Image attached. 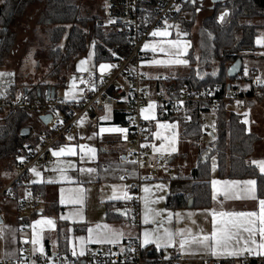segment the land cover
<instances>
[{"label": "crops", "instance_id": "obj_1", "mask_svg": "<svg viewBox=\"0 0 264 264\" xmlns=\"http://www.w3.org/2000/svg\"><path fill=\"white\" fill-rule=\"evenodd\" d=\"M173 22H177V18ZM182 22L184 21L182 20ZM183 28L185 30L184 25ZM166 31L169 33L167 37L157 36L145 43L149 45L148 48L144 47L148 52L149 57L143 62L142 69L151 79H155L157 76H165L170 79L171 83L175 84L173 79L184 76L178 74V72L181 70V67L187 65L156 63L155 61H167L177 58L174 56L170 57L166 55L165 52H160L158 50L163 41H180L184 44L185 40L175 39V32L172 27H169ZM93 38L94 43L91 53L89 52L90 56L83 58L88 53L89 50H87V53L82 58L75 61L73 68L71 69L73 70V73H75V77L77 74L79 76L82 72H92L100 78H105L112 73L113 67L105 69L103 72L100 70V65H110L109 62H102L100 64L96 63L94 33ZM186 39L189 41L190 38ZM190 45V47H187L186 52L181 50L182 54L179 56V59H187L188 65L190 64L188 54L190 48L194 45L193 39L192 44ZM153 48H156L157 50L153 51ZM245 58L250 62L248 69H256L259 76L264 79V48L258 46V49L254 52H247ZM81 60L86 61L84 67L87 71L78 70ZM75 65L76 70L74 69ZM67 81L69 82V87L62 83L61 86L64 88V92L62 95H59L57 88L56 95L67 100L79 99L80 94L77 88L78 84L71 86L70 80L65 76L63 82ZM160 85L161 87H165V84ZM150 86L152 96L153 94L156 95V91L160 86L154 81H152ZM263 103L264 100H260L250 102L246 106V109L248 107H257L256 119L260 120L259 122H251V128L247 126L249 131L260 136V139L255 146V153L258 144L261 145L263 143V136L258 133L262 128L264 129ZM124 108L123 103H117L114 108H107V110L101 113L96 120H92L83 115L78 120L77 124L79 134L71 137H63L51 148V153L54 149V151H59V149L62 148V145L67 143L68 146L75 149L76 154L70 155V157L59 156L55 158L53 156L49 164L42 166L38 165L35 166L36 168L33 167L30 169L26 184L31 186L36 192H40L43 196L41 207L31 223L21 220L17 215L18 202L25 193V186L17 187L12 191V195H3L0 198V248L3 247L4 249L3 255L0 253V262H3V256L5 260L20 256L23 252V240L25 239L30 241L35 252H41L40 247L42 246L43 254L47 255L49 258H53L57 254H73L74 252L75 255L81 256L80 253L83 252L84 254L89 245L102 251H105L108 248H112L116 251H124L127 242L131 238H138L145 249L148 250H162L164 252H169L170 249H176L181 251L184 259L180 264H225L232 260L236 261L237 264H244L243 260L247 253L240 257H232L228 255L217 256L213 255L208 249L195 243L186 246L184 250H181L179 248V241L182 237L178 233L180 230H183L184 237L189 239L193 236L200 237L203 235H211L214 231L211 210H215L217 213H256V217H253V219L256 220V227H259L258 217L261 210L259 202L264 200V198L258 196L257 182L255 185L254 197L247 191V185L240 183L229 186L227 196H225L224 191H217L215 193V199H213L214 193L211 184L212 203L210 206L199 207L194 206V204L192 206L188 204V206L171 208L166 206L167 197L169 195L190 194L193 189L194 181L190 179H172L170 176L171 173L161 172L157 177L141 182L140 220L138 222L133 220L132 209L128 202L129 199L124 198L125 193H127L126 189L129 182L126 183L120 179L127 167L136 169V165L133 163L123 164L119 161L120 155L126 152L128 142L124 137H120L119 133L106 132L103 135L98 134L101 127L124 128V126L116 120L115 116L116 109L124 110ZM105 116H108L109 118L107 120L103 119ZM83 117H85L86 121L84 125L85 127L82 129L80 122ZM40 123L42 124L41 121ZM160 123L172 124L174 122L169 120H156V133L162 131L157 127ZM94 125L97 126V131L95 133L93 132ZM177 127L180 129L178 125ZM163 134L172 135V130L169 129L164 131ZM175 134L177 136V142H179L178 136H180V132H178L177 129L175 130ZM86 137L93 138V145L90 149L96 150L95 156H92L88 151L89 148H87ZM161 143H164L162 139H156L154 145L159 147ZM81 145L84 146L83 150L80 148ZM177 152L178 149L174 153L165 152L163 154L153 151V156L161 159L160 156L162 155L171 154L173 157ZM170 160L171 159H169L168 162L171 167L172 162ZM215 161V167H213L214 164L212 160L211 182L213 180L240 182L255 180L250 178H221L218 172L217 159ZM253 161H264V153L253 157L252 162ZM255 165H257L260 170L259 165ZM89 168L95 169V171L91 173L81 171V169ZM32 169H35V171H32ZM37 173H39V175H37ZM16 174L17 172H14L12 177H9L6 180V183L0 184V190L8 185ZM131 179L134 181L138 180V174L132 172ZM48 181L54 182L49 183ZM145 187L149 189L148 193L144 192ZM217 188H222V185H217ZM61 189L64 190L63 203H61ZM145 196H147L150 201L149 207L156 212L161 213L159 216L150 217L147 224L144 223ZM70 197L72 199H78L81 202H69ZM152 201H155V203H151ZM109 204H112V210L115 214L112 218L108 217ZM3 213L6 214V218L3 216ZM169 213H179L180 216H173L171 222H168L167 216ZM11 215H13L15 219L9 221V216ZM48 219L53 221L54 227L46 223L43 225L35 224L38 220L44 221ZM153 220L155 222H153ZM97 226L100 227L98 228ZM104 226H107V228ZM22 227H26V231H21ZM165 228L171 232L177 233L175 237V247H160L158 249L155 243L148 245L143 244L144 233L146 231L153 234V238H155L156 236L162 235ZM89 229H92L91 233L89 232ZM106 231L122 233V236L115 243H96L95 240L97 233ZM37 236H39L40 242L38 244H33L32 241L37 239ZM247 238V233H242L241 243L243 242V239ZM255 239L257 243L260 242L259 233H257ZM251 256L256 258L259 262L258 264H264V256Z\"/></svg>", "mask_w": 264, "mask_h": 264}, {"label": "built area", "instance_id": "obj_2", "mask_svg": "<svg viewBox=\"0 0 264 264\" xmlns=\"http://www.w3.org/2000/svg\"><path fill=\"white\" fill-rule=\"evenodd\" d=\"M203 1L108 0L107 25L114 33L125 39V42L115 49L117 63L109 76L100 78L95 73L82 72L79 75L77 86L80 94L77 100H67L57 95L50 100H32L26 92L18 95L14 93L13 97L0 99V108L14 107L28 113L36 112L39 120L40 115L47 113L53 115L48 124L40 120L47 128L40 144L24 156L23 161L18 164L15 177L0 191L1 198L3 195H12L15 188L25 186V193L19 200L17 208V215L21 220L31 223L43 202L42 194L26 184L28 172L36 165L42 166L50 163L51 148L61 138L79 134L77 124L83 115L96 120L107 108H114L117 103H123L125 119L122 125L128 129L126 139L128 146L126 152L120 155L119 161L123 164L137 161L136 169L126 168L122 174L124 177L122 180L129 182L126 191L131 199L128 202L132 209V218L138 222L140 220L141 182L157 177L161 172L172 173L169 162L153 156L151 145L157 139L155 136L156 120H144L141 113V110L152 101L150 86L152 81L160 86L154 97L158 102V119L172 121L179 127L181 123L191 121V111L195 104L202 108L217 110L225 102L235 110L243 112L250 102L264 100V84L256 83V78L261 77L254 68L248 69L247 75L242 69L229 85L228 94L224 96L218 95V89L213 87L200 90H191L188 87L178 89L176 84L171 83L167 77L157 76L151 79L144 73L142 64L149 57L144 45L148 40L157 37L152 33L168 30V22L174 21L181 10L187 6L201 5ZM223 13L227 15L221 21L219 17ZM223 13L218 16L220 23L225 22L229 11ZM120 79H123L125 83L118 85L117 81ZM63 83L69 87L68 81ZM160 84H165V87H161ZM216 129L217 122L212 126L203 124L206 134ZM142 145H148V147H142ZM132 172L138 174V180L131 179ZM21 231H26V227H22ZM156 251L157 254L151 256L150 253L153 250L145 249L138 238H131L124 251H116L112 248L102 251L89 245L81 256L70 253L57 254L49 258L41 252H35L30 241L25 239L22 254L0 262V264H180L184 259L183 253L176 249H170L169 252ZM255 259L247 254L243 262L251 264ZM225 264H237V262L232 260Z\"/></svg>", "mask_w": 264, "mask_h": 264}, {"label": "trees", "instance_id": "obj_3", "mask_svg": "<svg viewBox=\"0 0 264 264\" xmlns=\"http://www.w3.org/2000/svg\"><path fill=\"white\" fill-rule=\"evenodd\" d=\"M81 1L2 0L0 2V67L15 44V33L8 27L14 24L17 17L35 7L36 12H39L36 24L50 34L49 52L40 49L35 55L38 59L37 70L44 75L42 79L38 78L26 84L14 83L7 88L6 94L0 99L13 97L15 87L19 85L22 86L21 92H26L32 100L45 101L47 86L60 87L65 79V70H71L75 61L87 53L90 25H93L95 36L96 63L117 61L115 49L125 42L124 37L107 27L103 16L83 14ZM188 7L196 6L185 8ZM211 9L212 14L207 16L198 28L197 38L191 34L193 22H183L185 38H192L194 45L188 54L190 63L188 74L173 80L178 89L188 87L191 90H200L213 87L218 89V95L224 96L228 94L229 85L234 81V78L229 77L227 73L229 66L238 59L243 61L247 52L258 49L256 37L264 24L255 23V20H264V0L213 2ZM103 10L105 15V8ZM227 10L229 11L227 19L224 23H220L218 16ZM179 16L180 13L176 18L178 19ZM42 66L45 69L41 71ZM39 92L41 96L38 95ZM193 107L191 121L180 124V139L199 143L204 134L203 114L211 109L202 108L198 104ZM7 109H9L8 115L0 119V162L13 160L17 164L18 157L29 154L31 149L37 147L39 141L36 139L28 142L31 134L27 137L21 136V130L25 127H29L32 133V127L28 126L32 114L14 107ZM115 116L119 123H124L123 109H116ZM243 121L242 112H238L225 102L220 105L217 109V129L211 134L212 142L207 146H199L197 163L192 172L178 177V179L194 181L192 192L187 195H169L166 201L167 207L188 206L190 199L194 200V206L211 205L213 157L217 159L221 178L255 179L258 196L264 198V173L260 172L258 166L252 162L260 136L249 131ZM179 155L176 153L170 161L173 162ZM113 215L115 214L112 204H109L108 217L112 218ZM156 254V250L150 253L151 256ZM258 263L256 259L251 262V264Z\"/></svg>", "mask_w": 264, "mask_h": 264}, {"label": "rangeland", "instance_id": "obj_4", "mask_svg": "<svg viewBox=\"0 0 264 264\" xmlns=\"http://www.w3.org/2000/svg\"><path fill=\"white\" fill-rule=\"evenodd\" d=\"M81 5L83 9V14H87V15L96 14V15L103 16L105 24L107 25L108 0H82ZM212 5H213L212 0H204L201 3V5H196L195 8L188 7V8L181 10L180 16L178 17L177 22H173V21L168 22V27L174 28L175 39H178V40L180 39L183 41L185 40L184 44H186L187 47H190L191 46L190 44H192V38H190L189 41L185 38L184 28H183L184 24L182 20L185 23H188L189 21L193 22L192 27H191V32H192L191 34L193 37L197 38L198 28L202 24V21L207 16L212 14V11H213L211 9ZM103 8H105V12H106L105 15H104ZM35 9L36 8L33 7V9L28 10L24 15L17 17L14 24L12 23L10 27H8L11 32L15 33V36H16L15 44L13 45V48L10 54L7 55V58L5 59L4 64L0 67V73H6V74L12 73L14 75H5V76L0 77V97L1 95H5L7 88L14 83L15 84L17 83L26 84V83H30L31 81H36L38 78L42 79V77L44 76L43 72H39L37 70L38 59H36L35 55L37 54V51H39L40 49L45 50L46 53L49 52L50 34H48L47 31H45L42 27L36 24L39 12H36L37 10ZM255 23L264 24V20H260V19L255 20ZM92 27L93 25H90L88 29V50L89 51L83 58H87L88 56H90L91 50L93 49L94 38H93V33H92ZM258 39L264 41V27L260 28L259 34L256 37V44L264 48V43L262 44L257 43ZM109 63L110 65H113V68H114L117 62L113 61ZM185 65L187 66L181 67V70L178 72V74L180 75L188 74L189 65L188 63ZM249 66H250V62L247 58H245L244 66H243L244 70L245 69L248 70ZM44 69L42 66L41 71ZM74 69L76 70V65ZM64 76H66L70 80L71 86H75L79 83V76L77 74L75 77V73H73V70L71 71L65 70ZM124 83L125 82L123 79H120L117 81L118 85H121ZM21 88L22 86H19V85L15 87V93L17 95L21 93ZM58 92H59V95H62L64 92V88L62 86L58 87ZM154 97H155V94H153V98L150 103L155 105L154 115L156 117L155 120H158V102L154 99ZM262 105H264V103ZM256 110H257V107H248L246 110L242 112L243 119L244 120L247 119L249 121V123L247 124L249 128H251V122L260 121L256 119L257 117ZM8 111L9 109L7 108L5 109L0 108V119H4L8 115ZM29 114H32L31 119L28 123V126L32 127V133L27 141L28 142L35 141L37 139V141L40 142V140L42 139V135L43 133L47 131V128L40 123V120L38 118V113L33 112ZM81 121L82 122H80V125L83 129L85 127L84 126L85 121H86L85 117H83ZM215 122H217V110H210L203 114V123H205L208 126H212ZM176 129L178 132H180V129L178 127H176ZM96 131H97V126L94 125L93 132L95 133ZM258 133H260L263 136V143L261 145L258 144L256 148V153H254V157L264 153V129L262 128V130ZM211 134L212 133H208V134L204 133L199 143L194 142L192 140L180 139V136H178L179 142H177V149H178L177 153L180 155L177 158H175V160L171 163V167L173 168V173H171L170 176L172 179L180 180L178 179L179 176L187 175L192 172L193 168L195 167L197 163L199 146L210 145V143L213 140V136ZM120 137L123 138L124 136L120 134ZM92 139H93L92 137L90 138L88 137L86 139L87 148L89 149L93 145ZM68 147L70 146H68L67 143L62 145V148H65V149ZM54 150L52 151V153L54 152ZM53 156L54 155L52 154V157ZM64 156L70 157V155H64ZM20 157L24 159V156H19L17 164H15L13 160H10V161L3 160L0 162V184L6 183V180L9 177H12L14 172H18L17 166L20 162L23 161L19 159ZM54 157L57 158L58 156H54ZM160 157L165 162H168L169 159L172 158L171 154H165ZM215 160H216V157H213V164L216 163ZM3 216L6 218L5 213H3ZM14 219L15 218L13 215L9 216V221L14 220ZM3 252H4V249L3 247H1L0 248L1 255H3ZM2 259L3 261L5 260L4 256Z\"/></svg>", "mask_w": 264, "mask_h": 264}, {"label": "snow or ice", "instance_id": "obj_5", "mask_svg": "<svg viewBox=\"0 0 264 264\" xmlns=\"http://www.w3.org/2000/svg\"><path fill=\"white\" fill-rule=\"evenodd\" d=\"M2 2V0H0ZM195 2V0H193ZM177 11H179V8H177ZM227 15V13L221 14L219 19L223 21L224 16ZM113 22L114 21H110ZM153 36H161V37H167L169 33L167 31L160 32L155 31L152 33ZM258 44L264 43V41L258 39ZM145 48H148L149 45L145 44ZM156 48H153V51H156ZM158 50L160 52H165L166 55L170 57H177L176 59H170L167 61H155L156 63H175V64H187V60L179 59V56L182 54V51L187 50V45L182 44L180 41H172V40H166L161 43ZM167 50V51H166ZM86 64L85 60L80 61V65L78 70L79 71H87V69L84 67ZM110 67H113V65H106L102 64L100 65V70L103 72L105 69H108ZM5 75H14L12 73H0V77ZM245 75H247V69H245ZM86 83L85 81H82ZM257 84H264V80L257 77L256 78ZM67 95V94H66ZM74 98V97H73ZM182 103V102H181ZM240 103L239 101L237 102ZM107 107V106H106ZM154 104H149L146 108L141 110V113L143 115L144 120H155L156 117L154 115ZM109 117L105 116L103 119L107 120ZM82 122V121H81ZM243 123L248 124L249 121L245 119ZM159 129L162 131H159L155 133V136L157 139H162L164 143H161L159 147H156V145H151L154 152L158 153H174L177 151L176 144H177V136L175 134V130L177 127L176 123L167 124V123H160L157 125ZM171 129L172 135H164L163 132ZM120 133L124 136V139H127V133L128 129L123 127H111V128H104L101 127L99 129V135H103L104 133ZM27 147V146H26ZM142 147H148V145H142ZM81 150H83L84 146H80ZM89 153L92 154V156H95V149H89ZM75 149L72 147L68 148H60L59 151H54V156H64V155H75ZM21 161L23 160L22 157L19 158ZM123 159V158H122ZM131 163L135 164L137 161H131ZM254 164H258L260 167V171L264 173V161H253ZM215 167V164L213 165ZM32 171H35V169H32ZM81 171H87L89 173L94 172L95 169H81ZM39 175V173H37ZM120 179H124V177H120ZM49 183H52L54 181H48ZM243 183L247 185V191L249 194L253 195L255 193V180H248L244 182L240 181H218L213 180L211 182L212 188H213V199H215V193L217 191H224L225 196L228 194V188L231 185H237ZM217 185H222V188L218 189ZM157 187H163V186H157ZM63 189H61V203L64 202V196H63ZM149 189L147 187L144 188V192L148 193ZM119 198V197H117ZM124 198L131 199L130 196H128L127 193H125ZM69 202L73 203H80L78 199H72L69 198ZM145 203V213H144V223L147 224L149 222L150 217H155L161 215V213L156 212L154 209L149 207V199L147 196L144 198ZM151 203H155V201H152ZM260 215L258 217L259 219V227H256V220L253 219V217H256V213H227V212H219L217 213L215 210H211V215L213 217V225H214V231L211 233V235H203L200 237H191L190 239L187 237H184L183 230H180L178 233L182 238L179 241V248L181 250H184L186 246H190L191 244L195 243L198 244L206 249H208L213 255H228L232 257H240L243 256L245 253L251 254V255H257V256H264V200H261L260 202ZM191 215V214H189ZM176 216L179 217V213H169L167 216L168 222H171L172 217ZM66 218V217H62ZM153 222H155L153 220ZM52 225L54 227L53 221L51 219L48 220H38L35 222L36 225H43V224ZM98 228L100 226H97ZM107 228V226H104ZM89 232H92V229H89ZM246 232L248 235L247 239H243V242L241 243V236L242 233ZM259 233L260 236V242L257 243L255 236ZM177 233L171 232L168 229H164L163 234L160 236H156L153 238V234H150L149 232L144 233V245H148L151 243H155L156 247L159 249L160 247H175V237ZM122 236V233L117 232H99L97 233V237L95 242L96 243H115L117 242ZM82 239V238H81ZM40 242L39 236H37V239H34L32 241L33 244H38ZM41 253H43V247H40ZM75 255V252L73 253ZM83 255V252L80 253ZM165 259H168V257H165Z\"/></svg>", "mask_w": 264, "mask_h": 264}, {"label": "water", "instance_id": "obj_6", "mask_svg": "<svg viewBox=\"0 0 264 264\" xmlns=\"http://www.w3.org/2000/svg\"><path fill=\"white\" fill-rule=\"evenodd\" d=\"M219 1H225V0H212V2H219ZM242 69H243V61L242 59H238L229 66L227 73L229 77L235 78L238 75V73L242 71ZM57 88L58 87L56 85L47 86L45 100H50L54 98L56 96ZM38 95L41 96V93L39 92ZM52 118H53V115L51 113L40 115V120L44 124H48L52 120ZM30 134H31V129L29 127H25L21 130V136L23 137H27ZM193 204H194V200L190 199L189 205L192 206ZM0 221H1V218H0Z\"/></svg>", "mask_w": 264, "mask_h": 264}]
</instances>
